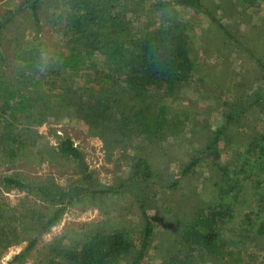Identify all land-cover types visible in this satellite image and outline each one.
<instances>
[{"label": "rangeland", "instance_id": "obj_1", "mask_svg": "<svg viewBox=\"0 0 264 264\" xmlns=\"http://www.w3.org/2000/svg\"><path fill=\"white\" fill-rule=\"evenodd\" d=\"M166 1L128 0L116 12V31L127 27L139 39L179 17L188 24L193 77L162 96L152 92L151 115L142 121L149 125L136 122L118 129L95 118L100 110L92 98L103 88L99 77L115 71L104 55L97 52L80 73L59 65L70 36L55 22L67 17L68 0H43L36 21L24 11L8 21L0 6V72L19 86L34 74L49 89L24 88L32 108L9 118L16 125L15 141L0 140V234L8 246L0 249V264H16L14 252L25 254L24 264H70L63 251L119 229H127L135 243L119 264H132L145 217L153 223L154 236L140 264L188 257L193 264H241L239 258L246 262L250 256V264H264V0L157 7ZM36 37L49 44L52 55L43 68L31 70L15 59L12 48ZM117 89L122 108L106 110L120 117L136 109L137 100L124 83ZM155 116L167 117L173 132L141 135ZM221 128L217 153L207 150ZM65 140L79 150L80 160L58 152ZM142 159L151 164L153 177L135 176ZM8 178L21 180L24 187L9 186ZM241 183L239 196L229 194L228 188ZM59 190L70 201L60 219L48 225L55 205L39 193ZM212 213L219 216L216 222ZM189 223L194 226L186 239L177 229Z\"/></svg>", "mask_w": 264, "mask_h": 264}, {"label": "trees", "instance_id": "obj_2", "mask_svg": "<svg viewBox=\"0 0 264 264\" xmlns=\"http://www.w3.org/2000/svg\"><path fill=\"white\" fill-rule=\"evenodd\" d=\"M42 1L27 0L34 13L35 21L37 20L38 7ZM254 1L258 0H251L252 3ZM123 4L127 5L128 0H68L67 17L58 16L55 22L56 25L65 26L70 36L69 50L60 53L58 56L61 68L72 73H80L93 62L97 52L102 53L107 64L114 68L115 73L110 72L99 77L103 88H101L98 96H93L92 101L99 104L98 110L100 112L95 111V118L109 128L117 125V129L119 125L123 124L140 123L141 126L149 125L148 123L144 124L142 121H145L151 115L148 111L154 105L153 101L155 100L152 92H158L156 94L162 96L163 93L174 89L178 84L190 81L195 71V66L190 59L189 40L186 34L188 24L186 22L179 17H173L156 32H149L137 39L129 33L127 27L121 32L116 31L118 27L117 19H119L116 12L120 10ZM173 5L194 8L202 6L201 0H170L158 3L157 7L168 8ZM81 46L82 49L79 48ZM12 49L15 59L31 70L43 68L52 55L49 44L38 37L26 40L19 44L16 49ZM119 82L124 83L125 87L128 88L127 90L133 94L137 100V108L132 111H125L121 113L120 117H117L114 111L106 109L110 105H116V109L122 108L119 105L122 97L117 89ZM22 85L13 84L3 72H0V113H2L0 118L5 114L8 117V120L5 117L2 119L4 126L2 137H0L1 142L13 143L15 141L12 130L16 125L9 118L27 114L32 108L29 94L25 92L24 88L49 90L46 88L45 83L34 74H29ZM231 118V116L228 117V122ZM167 122V117L155 116L150 120L151 126L142 130L141 135L165 136L170 131L172 133L173 131ZM122 128L125 135L127 133L126 127ZM172 128H175V125ZM224 131L225 128L216 131L207 150L217 153V145ZM58 152L67 159L80 160L82 157L70 140L63 141L58 147ZM196 163L197 160H194L189 164L185 169L186 173L183 172V174H187ZM135 176L144 179L153 177L154 170L151 164L147 160H139L136 164ZM6 183L11 187H24L21 180L14 178L6 179ZM240 185L242 187L241 183L228 188L229 194L236 192L235 195L239 196L237 189ZM58 192L39 193L41 200L55 205L48 225L55 224L60 219L65 212L66 204L70 201L67 193L65 194L61 190ZM261 192L264 193L263 188ZM68 198L69 200H67ZM212 217L215 219L214 222L219 219V216L213 213ZM193 226L190 223L188 226L183 224L179 225L177 230L179 234L186 236V239H188L191 237V232H189L191 229L189 228ZM208 226H212V224L209 223ZM13 235L14 238L17 236L15 233ZM141 236L139 253L132 264H140L150 249L154 228L152 221L147 217H145V225ZM4 238V233L0 234L1 250L8 248V246H5L7 244ZM4 242L5 244H3ZM134 248L135 243L130 232L127 229H119L107 234L106 232L97 233L81 248L63 252L65 260H68L70 264H119L132 254ZM24 255V253L16 255L12 262L24 264ZM190 259L191 257L184 260L173 259L169 264H193ZM247 260L245 262L239 258L238 262L250 264L254 257L250 256Z\"/></svg>", "mask_w": 264, "mask_h": 264}, {"label": "crops", "instance_id": "obj_3", "mask_svg": "<svg viewBox=\"0 0 264 264\" xmlns=\"http://www.w3.org/2000/svg\"><path fill=\"white\" fill-rule=\"evenodd\" d=\"M0 6L4 9V13L8 14V21L16 15L19 16L21 12H29L31 16H33L34 19V13L32 9L30 8V4L27 2V0H22L21 3H17L16 0H0ZM41 4L38 7L37 16L40 10ZM7 19V18H6ZM19 23V22H18ZM51 218V215L47 218L48 221ZM17 253V252H16ZM14 252V254L11 256V259H13L17 254Z\"/></svg>", "mask_w": 264, "mask_h": 264}]
</instances>
